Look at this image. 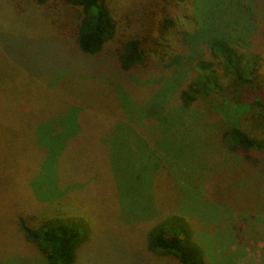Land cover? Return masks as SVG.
Segmentation results:
<instances>
[{
	"label": "rangeland",
	"instance_id": "374dc122",
	"mask_svg": "<svg viewBox=\"0 0 264 264\" xmlns=\"http://www.w3.org/2000/svg\"><path fill=\"white\" fill-rule=\"evenodd\" d=\"M24 1L22 25L0 0V48L9 58L0 60V264H44L17 234L19 216L86 220L77 225L89 234L77 264H160L145 236L168 203L184 213L209 264H264V173L222 145L231 127L264 138V112L222 71L223 91L184 108L165 75L177 59L203 54L187 37L206 40L216 29L253 40L264 57V0H107L115 41L143 40L146 58L147 82L118 102L110 94L117 85L80 78L91 67L81 56L67 64L72 47L50 40L52 27ZM261 71L254 83L264 86ZM153 104L168 107L164 124H144L148 141L138 114ZM59 191L79 213L59 207Z\"/></svg>",
	"mask_w": 264,
	"mask_h": 264
},
{
	"label": "trees",
	"instance_id": "16d2710c",
	"mask_svg": "<svg viewBox=\"0 0 264 264\" xmlns=\"http://www.w3.org/2000/svg\"><path fill=\"white\" fill-rule=\"evenodd\" d=\"M1 2L6 12L10 13L15 10L12 15L18 18L21 24L24 23L23 20L26 23L27 19L22 10L23 0H1ZM28 3L29 7L35 11L32 15L29 13L30 16H34L38 18V22L52 27L49 39L72 47L71 54L77 56L69 58L67 64L77 62L81 56L84 66L91 67L84 74L78 73L84 81H90L88 79L91 78L95 81H109L112 85H117L118 87L110 93L112 96L114 95V98H117L116 102L121 97H132L135 90L137 91L143 83L147 82L143 79L144 71L140 69L141 63L146 60L143 46H141L144 41L139 42L138 39H132L119 44L115 41L117 24L107 0H29ZM163 20L167 21L165 18ZM210 29L209 27L208 30ZM216 30L220 32L215 35L207 31L209 38L202 41L199 38L200 35L195 36L196 33L187 37L188 39L192 38L191 42L202 45L203 54L193 55L196 56L193 59L187 55L179 58L181 61L174 58L176 62L173 64L177 69H167L170 72L165 74L169 76L167 91L177 93L176 97L181 106L189 108L194 102L205 101V98H210L215 93L223 91L222 71L231 76L237 87H243L244 90L249 88L254 104L264 112V86L254 83L258 76L261 80V68V73L264 72L263 54L261 55L255 50L253 40L243 41V37L236 33L230 34L221 29ZM263 33L262 31L260 35L262 36ZM187 43L190 45L188 41ZM205 50L211 59L218 61V65L207 58ZM160 56L162 57V53ZM0 58V60L8 58L7 51L1 48ZM10 61L14 62L12 59ZM160 63L163 67V61L160 60ZM102 68H106L105 72ZM137 77H140V80ZM128 84L129 86H127ZM101 86L104 87V85ZM167 105L153 104L138 114L142 118L143 130L141 133L147 140V132L149 133L150 127L145 128L144 124H154L158 121H162L161 124H164L162 116L165 115ZM104 115L111 116L112 112L101 114L102 117ZM262 134L264 135V129H262ZM99 136L101 138L96 139L95 142L96 144L99 142L103 147L106 136L103 137V134ZM222 145L228 152L240 155L245 163L264 173V138H255L238 127H231L223 133ZM141 171H139V176H141ZM148 173L149 171H146V174ZM151 174L153 176L155 171H151ZM166 183L171 182L166 181ZM60 193L62 195L63 192ZM59 197H61L57 202L59 207L60 205L64 206L69 213L80 212L71 208L76 205L69 196L64 194ZM59 197L57 198L59 199ZM49 204L47 209L55 208L54 204H51V207ZM166 205L163 211L159 208L165 217L154 224L148 232L147 238L145 236L148 254L160 258L158 261L160 264H163L164 261H171L173 264H209L205 260L204 250L199 246L198 240L194 238H197V235L192 234L194 229L191 231L188 227L190 223L184 217V213L176 211L173 203ZM171 210L175 211L172 212L174 214H171ZM38 217L19 216L17 218L16 228L19 229L17 234H20L25 245L29 244L31 248L37 250L42 256L44 264H77L79 251L89 242L88 231H86V236H83L77 225L79 227L86 226L88 222L79 216L74 218H72L73 216L66 218L44 216L36 219ZM131 230L129 229V232ZM127 234L129 235V233ZM128 235L127 237L130 239ZM144 261L152 260L147 257ZM225 264L236 263L228 261Z\"/></svg>",
	"mask_w": 264,
	"mask_h": 264
}]
</instances>
